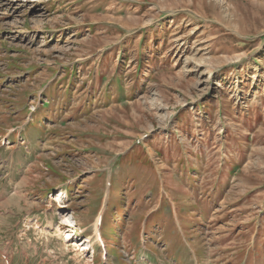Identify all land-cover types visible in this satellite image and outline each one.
<instances>
[{"label":"rangeland","instance_id":"rangeland-1","mask_svg":"<svg viewBox=\"0 0 264 264\" xmlns=\"http://www.w3.org/2000/svg\"><path fill=\"white\" fill-rule=\"evenodd\" d=\"M0 264H264V0H0Z\"/></svg>","mask_w":264,"mask_h":264},{"label":"bare ground","instance_id":"bare-ground-1","mask_svg":"<svg viewBox=\"0 0 264 264\" xmlns=\"http://www.w3.org/2000/svg\"><path fill=\"white\" fill-rule=\"evenodd\" d=\"M74 231H75V230H74ZM69 240H70V239H69ZM88 242L90 243V241H85L83 244L88 243Z\"/></svg>","mask_w":264,"mask_h":264}]
</instances>
